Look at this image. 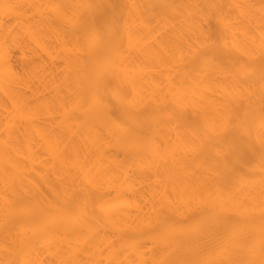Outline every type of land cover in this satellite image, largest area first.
Instances as JSON below:
<instances>
[{
  "label": "bare ground",
  "instance_id": "1",
  "mask_svg": "<svg viewBox=\"0 0 264 264\" xmlns=\"http://www.w3.org/2000/svg\"><path fill=\"white\" fill-rule=\"evenodd\" d=\"M0 264H264V0H0Z\"/></svg>",
  "mask_w": 264,
  "mask_h": 264
}]
</instances>
